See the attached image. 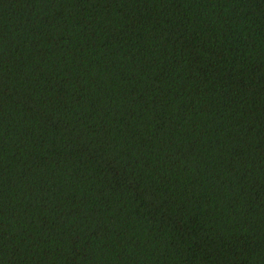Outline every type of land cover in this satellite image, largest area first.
Here are the masks:
<instances>
[{"label": "trees", "instance_id": "16d2710c", "mask_svg": "<svg viewBox=\"0 0 264 264\" xmlns=\"http://www.w3.org/2000/svg\"><path fill=\"white\" fill-rule=\"evenodd\" d=\"M0 264H264V0H0Z\"/></svg>", "mask_w": 264, "mask_h": 264}]
</instances>
